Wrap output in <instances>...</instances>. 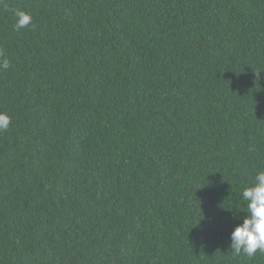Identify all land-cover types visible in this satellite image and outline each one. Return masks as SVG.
I'll list each match as a JSON object with an SVG mask.
<instances>
[{"label": "trees", "instance_id": "obj_1", "mask_svg": "<svg viewBox=\"0 0 264 264\" xmlns=\"http://www.w3.org/2000/svg\"><path fill=\"white\" fill-rule=\"evenodd\" d=\"M0 264H264V0H0Z\"/></svg>", "mask_w": 264, "mask_h": 264}]
</instances>
